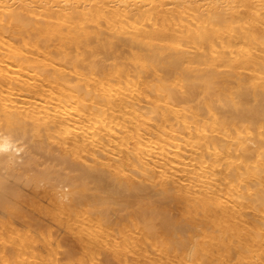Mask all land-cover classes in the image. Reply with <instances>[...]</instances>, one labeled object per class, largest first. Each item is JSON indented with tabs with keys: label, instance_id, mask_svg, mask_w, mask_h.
I'll return each instance as SVG.
<instances>
[{
	"label": "bare ground",
	"instance_id": "1",
	"mask_svg": "<svg viewBox=\"0 0 264 264\" xmlns=\"http://www.w3.org/2000/svg\"><path fill=\"white\" fill-rule=\"evenodd\" d=\"M30 208L77 264H264V0H0V264H66Z\"/></svg>",
	"mask_w": 264,
	"mask_h": 264
},
{
	"label": "rangeland",
	"instance_id": "2",
	"mask_svg": "<svg viewBox=\"0 0 264 264\" xmlns=\"http://www.w3.org/2000/svg\"><path fill=\"white\" fill-rule=\"evenodd\" d=\"M25 191L24 192H26V194H31V191H33V190H27V189H24ZM23 191V190H22ZM28 191H29V193H28ZM23 192V193H24ZM32 193H37L36 191H33ZM42 202H44V203H42ZM41 203L43 204V205H46L47 204V201L46 200H41ZM30 212H32L35 216H37V217H40V218H42V221H43V225H44V228L42 229V230H38V229H36V228H34V229H36L37 230V235H38V237H39V239H40V243L43 245V246H51V244H52V248H53V250H52V253L51 252H49V251H45L44 252V256H48V257H50V258H53L54 256H56L55 258H57V259H59V260H61V261H63V262H65L66 264H67V262L70 264L71 262V264H77L78 263V261H79V258L81 257L80 255H81V253L79 252V251H77L76 252V254L74 255V256H71V257H68L67 255H68V250L70 249V247H71V245H74V238L72 237V235L68 232V231H65V229H62V228H59V227H57V225L56 224H54V222H53V220L52 219H50V218H48V217H46L45 215H43V213H39V211L38 210H35V209H28ZM35 212H36V214H35ZM38 214H40V215H38ZM113 214V213H112ZM51 222V223H50ZM23 224V223H22ZM22 224H18L17 226H20V227H18L20 230H25V229H27V227L23 224V226H22ZM51 224V225H50ZM47 227H50L52 230H50V231H52V232H54V233H56L55 235H53V237L51 236V237H49V235H48V232H49V229L47 228ZM112 229L111 228H109V229H107V231H105V234L107 233V234H109V235H112V234H114L112 231L113 230H115L116 232L115 233H117V231L118 230H116V229H113L112 231H111ZM40 231H42V232H40ZM45 233V234H44ZM58 234H59V236L60 237H64V238H69V241H62L61 242V244H57V240H56V237L58 236ZM115 235H117V234H115ZM8 234H6L5 236H4V239H5V237L6 238H8ZM44 237V238H43ZM110 237V236H109ZM48 238V239H47ZM55 240H54V239ZM8 239H10V237L8 238ZM8 239H7V241H8ZM47 239V240H46ZM49 239H52V240H49ZM6 241V240H5ZM52 242V243H51ZM8 243V242H7ZM54 245V246H53ZM57 246H62V247H57ZM43 248H49V247H43ZM56 248V249H55ZM58 251V252H57ZM52 254V255H51ZM53 256V257H52ZM59 257V258H58Z\"/></svg>",
	"mask_w": 264,
	"mask_h": 264
}]
</instances>
